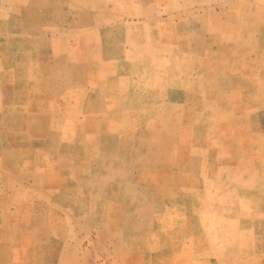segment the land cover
<instances>
[{
    "label": "rangeland",
    "instance_id": "374dc122",
    "mask_svg": "<svg viewBox=\"0 0 264 264\" xmlns=\"http://www.w3.org/2000/svg\"><path fill=\"white\" fill-rule=\"evenodd\" d=\"M130 24L162 25L167 40L175 38L179 24L192 37L191 27L198 24L233 52V71L257 69L264 81V0H0V264H202L208 259L174 255L177 239L186 235L191 245L201 246L207 241L194 242L192 233L224 227V202L239 199L232 191L235 177L222 182L231 184L227 193H219L221 178L211 177L218 192L211 199L195 194L192 178L179 177L175 161L160 158L165 143L166 152L177 150L176 121L167 137L152 138L145 129L150 120L122 113L123 140L113 145L96 140L99 133L113 134L99 129L106 114L95 111L103 99L95 91L104 82L97 57H90L97 55L100 40L113 41L97 29ZM126 34L111 35L119 40ZM136 34V40L144 39ZM152 35L160 39V33ZM144 66L130 71L138 76L162 69ZM176 70L190 76L196 70L218 73L219 67L185 58ZM255 87L249 84V93ZM253 100L249 96V110ZM231 106L239 110L238 99ZM160 115L153 117L161 120ZM186 117L187 123L195 118L207 124L208 114ZM193 134L185 129L180 135L184 156L193 150ZM247 141L250 155L264 154V142ZM236 148L232 144L229 151ZM259 158L264 166V156ZM210 163L220 164L203 161L205 173ZM235 163L231 168L238 172ZM254 197L248 194V200ZM207 211L211 220L197 221ZM246 215L255 218L256 209L248 207ZM253 231L249 225L248 233Z\"/></svg>",
    "mask_w": 264,
    "mask_h": 264
},
{
    "label": "crops",
    "instance_id": "0c3cea01",
    "mask_svg": "<svg viewBox=\"0 0 264 264\" xmlns=\"http://www.w3.org/2000/svg\"><path fill=\"white\" fill-rule=\"evenodd\" d=\"M181 26L183 28L182 24L177 26L178 30L175 31L173 40L163 38L162 25L149 24L136 28L132 24L98 26L97 32L104 33L106 39L111 38L113 41L100 40L96 47L98 56L90 57V59L98 58L96 60L101 67L97 73L102 71L98 74L99 82H104L103 88H97L95 91L98 99L103 98L97 100L95 111L98 114H106L99 129L110 128L113 134L103 137L104 134L99 133L96 135V140L99 145L103 142L113 145L115 141L123 140L121 130L125 128L126 122L119 116L122 113H126L129 118L143 116L145 123L150 120V124L146 125L145 129L152 138L157 136L164 138V135L167 137L169 127L176 121L177 150L174 154L166 152L165 143L164 151L162 146L159 147L160 152L164 153L160 158L175 161V174L179 177L192 178L193 183L189 188L204 198L211 199L213 194L218 192L216 182L211 184V177H220L221 183L230 180V177H235L236 184L232 191H237L239 199L235 202L228 200L224 202L226 213L221 216L224 223L222 229L192 233L191 238L194 242L198 240L207 241L206 243H202L201 246L195 243L191 245L190 238H184L185 235L183 239H177L174 255L198 253L207 256L208 259L202 264H264V166L259 158H263L264 154L250 155L246 148L249 137L255 138L257 145H263L264 142L262 73L256 69L254 74H249L243 68L236 73L233 71L236 65V60L232 57L233 52L228 51L223 42L214 41L213 37L211 39L206 29L199 27L198 24L191 27L192 37H189V33L185 32L184 28L181 30ZM137 31L144 35L143 40H136ZM157 32L160 33V39L158 35H152ZM116 33L127 34L124 38L116 40L112 36ZM186 39L192 40L186 41ZM185 58L195 63L202 60L204 65L218 66L219 72L208 71L199 74L196 70L188 76L177 70L173 71L174 67L181 65ZM137 65H145V68L160 66L162 69L161 72H144L137 76L135 72L130 71L132 67L133 70L135 67L138 68ZM123 66H127L128 70ZM251 83H255L256 87L249 93ZM201 86L204 87L200 88ZM249 96L254 98L252 101L254 110H249ZM162 97L165 99L161 100ZM106 98L112 100V103L110 104ZM233 99L234 101L238 99L239 110L231 106ZM186 113L208 114L207 124H202L195 118L187 123ZM253 113L255 115H252ZM153 114H161V120H157ZM159 120L160 123L156 124ZM130 124L128 127L134 128ZM185 129L189 131L191 129L194 133L193 150L186 156L179 152V145L185 143L180 137ZM131 138L133 137L129 139ZM232 144L239 145L234 154L229 151ZM184 160L186 164L182 165V162L180 164L179 161ZM205 160L218 161L220 164L214 167L210 163L212 169L205 173L202 166ZM232 161L236 162L234 165L237 166L238 172L231 168ZM237 162H240L239 166ZM221 185L219 193L230 191L231 184ZM249 193L255 194L254 199L248 200ZM193 204L198 208L204 207L201 201H193ZM248 207L256 209L255 218L250 220L246 215ZM233 210H239L238 218L234 217ZM210 217L212 218L213 215L207 211L198 215L197 221ZM176 221L179 222L180 218H176ZM249 225L254 230L252 234L248 233Z\"/></svg>",
    "mask_w": 264,
    "mask_h": 264
},
{
    "label": "bare ground",
    "instance_id": "6f19581e",
    "mask_svg": "<svg viewBox=\"0 0 264 264\" xmlns=\"http://www.w3.org/2000/svg\"><path fill=\"white\" fill-rule=\"evenodd\" d=\"M232 198H233V197H232ZM238 201H239V200H238ZM233 211H234L233 213L235 214V216H234V214H233V216L238 218L239 210H233ZM236 212H237V213H236ZM236 220H237V219H236ZM222 223H223V222H222Z\"/></svg>",
    "mask_w": 264,
    "mask_h": 264
}]
</instances>
